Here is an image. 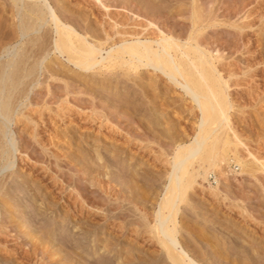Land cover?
<instances>
[{
  "label": "rangeland",
  "instance_id": "374dc122",
  "mask_svg": "<svg viewBox=\"0 0 264 264\" xmlns=\"http://www.w3.org/2000/svg\"><path fill=\"white\" fill-rule=\"evenodd\" d=\"M90 1L47 2L61 22L100 42L104 56L122 37L145 34L148 19L180 41L196 34L209 48L219 80L227 79L228 119L243 144L230 141L232 129L229 143L221 134L212 152L224 174L209 166L208 177L186 188L175 234L200 264H264V0ZM12 4L0 0V264H171L155 214L170 161L198 132L201 111L150 67L104 68L103 61L77 69L54 48L47 11L26 35L16 14L24 8ZM199 9L202 26L190 31L184 23ZM233 151L253 162L252 171L241 169Z\"/></svg>",
  "mask_w": 264,
  "mask_h": 264
},
{
  "label": "bare ground",
  "instance_id": "6f19581e",
  "mask_svg": "<svg viewBox=\"0 0 264 264\" xmlns=\"http://www.w3.org/2000/svg\"><path fill=\"white\" fill-rule=\"evenodd\" d=\"M11 1H13V3H14V5L12 4L13 6H17V5L19 6V3L21 2L22 7L24 8V10L21 11V10H19V7H18L16 10V14L20 16L19 17V22H20L19 24L21 25L22 32L25 31L26 35L28 32L36 30L35 25L37 24V22L41 21V16L45 14L44 13L41 15L40 11L42 9L47 11V12L46 11L45 12L48 13L50 19L52 20L53 24H51V25L54 26L53 30L57 34V36H56L57 38H54V40H53L54 48L60 54L63 52L64 53L68 52L65 54L67 56H68V54H70L69 55L70 57L69 56L67 57V59H68L67 61L69 62V60H70V62L75 67H77V69L87 70V69H90V68L102 63L103 61L104 62L106 61V66H104V68L105 67L111 68L112 66L116 67L115 65L120 64V65H126L127 67H129V70H131V71H136V70L140 71L146 67H150L153 71L156 72V74H158L157 72L162 73L163 75L166 76L167 80L169 79V81H172L174 83V85L180 86L182 88L183 92L185 94L189 95L190 98H192L191 100L195 102L197 108L201 111L200 113L202 114L200 122L198 123V132L196 133V135L194 136L193 140L190 143H188L186 146H179L178 147L177 152L174 154L172 160L170 161V172L168 173V177H167L168 181H167V184L164 186L165 191H164L163 197H161L162 199L160 200L161 202H159L160 203L159 208L157 209L156 214H155V220H156L155 221V228H156L157 234L159 235L158 242L161 246V250H162L163 254L165 255L166 260L171 262V264H200L198 261H196V259H193L189 255V253L184 250V248L181 245L178 237L176 236L174 214L177 212L176 210H177L178 202L184 198L183 196H184V192H185L186 188L188 186H190L191 182L196 177H198V176L203 177L204 174L206 173L207 167L212 166L211 169H217L220 175L224 172V171H222V167L219 164L220 161H217V158L219 156H217V153L215 154L214 152H212V150H214L216 147V144L218 142H220L221 134L222 133L224 134V132L226 134V138L225 139L223 138L224 140L222 139L223 140L222 142H224V143L228 142L229 143V140L227 138L230 139V137H228V136H230V134H229V132H227V129H229V130L232 129L233 125L230 123V121L228 119L229 118L228 117L229 116L228 109L231 107L232 103L230 104L231 99H228V97H227L228 93H229L228 91H226V87H227L226 84L227 83L225 81L227 79L225 81L219 80V78L221 76L219 75V71L217 74V72L215 70L216 68L213 67V62H212L213 60L212 61L210 60L213 57H211V54H210L211 52H208L209 48L208 49L203 48V46L201 45L202 41L199 42V40L195 36L196 34L195 35L193 34V36L189 35V38L187 40H184V41L181 40L180 41V39H179L180 36L178 37L176 34L173 35L174 34V33H172L173 30L172 29L170 30L167 26H164L165 23L163 25L159 26L160 24H157L154 21L148 19V20H145L146 22L143 24L144 28L146 29L145 34L142 32L144 35H142V33H140L141 34L140 35L141 37H140L139 33L136 31L135 33L130 35V38L122 39L123 38L122 37L121 40L119 39L120 41L118 40V43L113 42L114 44H111V45L109 44L110 46L104 52V53H106V55L104 56L101 54V51L103 48L101 47L102 44H100L98 39H96L95 41H97V43L98 42L99 43H98V45H95V43H91L94 41L89 42L87 40L86 34H88V33L84 34L86 31L81 33L80 31H78V29H79L78 27H77L78 29H76V28H74L75 26L73 27L70 24H65L64 22H61L62 20L59 19L60 17L59 18L57 17L56 13L53 11V8H51L52 6L50 7L49 3L47 2L48 0H11ZM91 1H93V2L98 1V3L100 2V0H91ZM41 2H42V4H41ZM115 4L118 5L117 3H115ZM206 4L208 5V3H206ZM195 6H198V5H195ZM102 7H103V5H102ZM113 7H117V6H113ZM13 10L14 9L10 8V11H9L10 16H12L11 18H13V15H15L12 12ZM44 10H42V11H44ZM192 11H193V14L195 16L194 18H197V19L192 20L190 23H186V24L184 23V26H187L190 31H194L195 29L202 26L203 19L205 18V16H203V19L201 18V16L199 18L198 13L200 12V9L199 10H192ZM21 14H22V16H21ZM136 15H139V14H136ZM24 16L27 17L26 20L24 19L25 18ZM145 17H146V15H145ZM207 18H208V16H207ZM29 20H30V22H29ZM112 22L114 23L113 20H112ZM40 24L41 23L39 22V25ZM176 24H177V26L183 25V23H180L179 20H178V23H176ZM141 25H142V23H141ZM143 26H141V27L143 28ZM202 29H203V27H202ZM200 30H201V28H200ZM43 34H45V32ZM197 34H198V32H197ZM93 37L91 35V38H93ZM102 40H104V39H102ZM33 41H34V39H33ZM38 45H40V44H38ZM55 49H53V50H55ZM218 50H215V51L219 54ZM48 51H49V49H48ZM44 52H45V48H44ZM97 54L99 55V57H98L99 59L97 58ZM218 58L219 57H217V59ZM104 62H103V64H104ZM26 63H27V61H26ZM120 65L117 67H120ZM126 66H123V67H126ZM29 68H31V67H29ZM95 68H94V70H95ZM104 68L102 71L105 70ZM107 70H109V69H107ZM152 70H151V72H152ZM21 72H22V68H21L20 73ZM105 72L106 71H104V73ZM162 74H160V75H162ZM19 75H21V74H19ZM23 75H24V73H23ZM3 76H2V78H4ZM8 77H10V76L8 75ZM220 79H222V78H220ZM20 81H21V79H20ZM16 84H17V81H16ZM6 92H7V90H6ZM13 92L14 91L11 90L12 94H13ZM7 105H8V102L7 101L4 102L2 109H6ZM208 125H210V126H208ZM233 129L231 131H232L233 135L236 137V139L232 138L233 140L230 139V141L235 142V140H236L235 145H237V144L239 145V143L243 144L238 139V137L236 136V132ZM230 144H228L229 147H230ZM182 150H184L183 155L179 154L180 151H182ZM248 151H247V153L249 154L248 156L251 155L250 157L253 159V161L257 160V158L252 153H250ZM237 155H236V151H233V157L232 158L234 161H236L240 165L242 170H244V168L247 166L249 167V169L252 168V166L254 165L252 161H249V160L246 161L244 158H242L245 160L244 161L241 159V157L239 158ZM196 159L200 160L201 163L199 165H197L196 168L192 169L191 171H187V173H186V170H187L186 167L188 166V164H191L192 161H194ZM218 160H220V159H218ZM258 161H260V160H258ZM260 170H262L264 172V169L260 168ZM207 171H210V170H207ZM213 172H214V170H213ZM206 177H208V176H206ZM206 177L204 176V178H206ZM217 181H218V179L216 177L214 179V183L216 184ZM163 209H166L165 212H167V213H163Z\"/></svg>",
  "mask_w": 264,
  "mask_h": 264
}]
</instances>
